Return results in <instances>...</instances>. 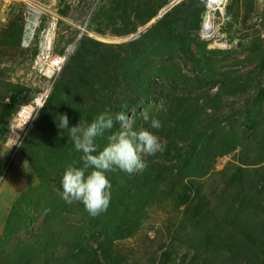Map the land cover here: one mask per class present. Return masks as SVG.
<instances>
[{
	"label": "trees",
	"instance_id": "obj_1",
	"mask_svg": "<svg viewBox=\"0 0 264 264\" xmlns=\"http://www.w3.org/2000/svg\"><path fill=\"white\" fill-rule=\"evenodd\" d=\"M186 2L164 13L137 38L119 45L115 49L119 53L111 51L107 56L106 66L127 84L123 98L111 101L114 107L98 105L83 93L93 88L87 81L90 77L84 74L87 80L81 81V77L69 84L62 74L48 97L44 119L38 122L47 127L53 123L51 114H67L69 125L75 126L80 118L91 122L100 113H111L106 107L114 108L113 116L124 112L134 128L147 129L166 142L165 151L154 156L141 153L147 166L132 175L119 169L106 173L112 186L109 207L91 216L82 203L68 204L63 199L61 178L69 165L80 166L82 153L74 149L67 130L62 135V130L50 126L47 133L51 135L45 134L51 139L50 146L44 140L30 153L36 176L46 187L40 188L37 201L28 194L15 200L10 212L14 224L6 228L8 233L0 244V264H127L121 241L138 234L152 206L167 204L174 209L182 206V216L176 225L169 222L155 230L154 239L149 241L159 248L151 247L141 254L152 261L150 264L164 248L165 239L184 241L192 249L186 264H220V257L224 264H249L251 247L235 236L239 233L259 232L255 243L263 246L264 208L258 196L264 184V110L255 107L256 98L251 93L261 88L263 81L249 75L241 78L230 68L218 69L219 61L212 55L223 51L207 50L206 44L191 38L184 31L188 26L182 25L192 19L199 27L205 3ZM156 12L141 17L139 25L146 24ZM130 31L135 32L136 26L121 33ZM158 36L166 39L158 53L168 56L167 60L150 59L155 52L146 45L157 49ZM80 54L77 50L69 58L64 72L89 60L85 51L77 60ZM176 57L182 59L186 72ZM80 82L82 90L77 88ZM214 85L216 90L210 92ZM93 94L98 95L95 89ZM143 111L158 118L162 127L150 128L142 119ZM118 128L116 122L112 131ZM109 134L97 138L101 149ZM229 154H234L233 161L217 171V159ZM49 186L52 192L47 194ZM70 208L80 223L60 224V212L68 213ZM20 234L24 237L15 240ZM162 255L165 259L159 264L171 260L168 251Z\"/></svg>",
	"mask_w": 264,
	"mask_h": 264
},
{
	"label": "rangeland",
	"instance_id": "obj_2",
	"mask_svg": "<svg viewBox=\"0 0 264 264\" xmlns=\"http://www.w3.org/2000/svg\"><path fill=\"white\" fill-rule=\"evenodd\" d=\"M28 2L51 6L50 0H0V244L3 243L8 233H6V228H11L14 224L10 212L15 200L28 194L37 201L40 188L46 187L41 185L36 176L30 161V153L34 150L36 152L37 147L44 140L48 141V146H50L51 139H48L46 135L51 134L47 132H50V126L57 127L60 117L51 114V117H54L53 123L47 127H41L38 122L44 119L43 110L48 97L52 93L54 85L60 81L62 74L64 82L69 81V84L76 82L81 77V81L87 80L85 76L90 77L91 80L87 81L93 84V88L83 93H86L93 102L97 101L98 105L104 103V105L108 104L110 107H114L111 101L123 98L127 84L116 76L113 69L106 66L107 56L112 54L111 51L119 53V50H115L119 45L137 38L139 33L149 29L164 13L172 11L174 6L176 8L183 2L189 3L190 0H58V9L55 12L57 31L55 32L53 52L60 54L69 45L71 53L54 78L46 101L28 128L22 131L14 119L17 110L28 104L38 92L47 87L44 77L40 76L34 65L37 48L32 46L25 49L20 45ZM53 10H56V6ZM152 11H157L156 15L146 24L139 25L140 18ZM202 16L199 27L195 26L192 19L186 24L183 23V27L188 26V28H184V31H187L191 38L197 37L198 41L205 43L207 50L223 51L212 55L219 61L218 69L230 68L237 71L241 78L249 75L254 76L257 81L262 80L261 88L251 93L256 98V100L253 99L255 107L264 110V0H228L224 9L212 16L209 15V19L211 18L214 22L213 38L207 39L203 36L201 32ZM47 19L49 18L43 15L42 21L45 22ZM133 25L136 26L135 32L121 33ZM187 33L184 32L185 35ZM157 39L155 44L157 49L146 45L147 48L155 52L150 59L167 60L168 56L158 53L163 50L161 45L165 44L166 39H159V36ZM194 48L195 46L192 44L191 49L194 50ZM77 50L81 52L77 60L81 59L84 51L89 60L83 64L78 63V67L73 66L70 72L68 70L64 72L70 63L69 58ZM176 62L180 63L181 70L183 67L182 72H186L182 59L176 57ZM83 67L88 68L78 71ZM97 75H100V79H97ZM146 75L147 73H145ZM152 80L158 83L156 77H153ZM77 88L82 90L83 84L78 83ZM94 89L95 92L97 91V96L93 94ZM215 90L216 85L210 89V92ZM106 108L107 111H111L112 115L114 114V108ZM60 111L66 113V109ZM28 133L31 137H28ZM233 156L234 154H229L217 159L215 169L217 171L223 169L233 161ZM262 188L258 201L264 208V184ZM46 190L47 194L52 192L50 186ZM182 211V206L177 209L169 204L162 208L152 206L148 211V219L138 234L121 241L127 255L126 263H152L151 260L141 255L142 252H146L151 247L159 248L158 245L152 246L149 241L154 239L155 230L169 222L176 225L182 216ZM60 215L62 216L60 224L77 225L80 223L79 216L71 208L68 213L62 211ZM262 217H264V213ZM40 219L41 217L36 223L39 224ZM225 227L227 228L226 225ZM258 233L235 234L238 239L248 245L247 247H251L248 253L249 264H264V244L261 246L262 244L255 243L259 236ZM8 235L12 237L11 232ZM23 237L21 234L16 235L15 240ZM165 251H168L171 258V260L167 259L166 264H186L184 261L190 258L192 249L187 247L184 241L165 239L164 248L158 250V257L153 262L154 264H159L165 259L162 255ZM223 260L224 258L220 257V264H224Z\"/></svg>",
	"mask_w": 264,
	"mask_h": 264
},
{
	"label": "clouds",
	"instance_id": "obj_3",
	"mask_svg": "<svg viewBox=\"0 0 264 264\" xmlns=\"http://www.w3.org/2000/svg\"><path fill=\"white\" fill-rule=\"evenodd\" d=\"M159 107L163 108V105ZM141 115L150 128L159 130L162 127L161 121L150 118L147 111ZM59 117L57 128L62 130V135L67 130L74 149L82 153L80 166L75 163L69 165L61 178L63 199L68 204L74 201L82 203L91 216H97L109 207L112 186L106 173L119 169L132 175L147 166L141 153L154 156L166 149V142L151 131L134 128L124 112L114 116L103 112L91 122L80 118L75 126L69 125L67 114ZM116 122L119 128L112 131ZM106 132L110 133L108 142L101 149L96 141Z\"/></svg>",
	"mask_w": 264,
	"mask_h": 264
},
{
	"label": "built area",
	"instance_id": "obj_4",
	"mask_svg": "<svg viewBox=\"0 0 264 264\" xmlns=\"http://www.w3.org/2000/svg\"><path fill=\"white\" fill-rule=\"evenodd\" d=\"M51 6H43L39 3L28 2L26 4L27 15L24 20V26L21 34L20 45L22 48L29 49L32 46L37 48V55L34 65L41 77H44L46 86L38 92L33 99L26 105L17 110L15 122L20 130H25L30 125L32 119L46 101L50 87L54 78L59 73L64 62L71 53V46H66L60 54L53 52L55 45V32L57 31V19L55 12L57 11V1L50 0ZM205 3V11L208 13L207 20H203L201 32L207 39L213 38L214 22L209 19V15H214L224 9L228 0H203ZM56 6V10L53 8ZM43 15L49 19L42 21ZM207 21V23H206ZM204 26L208 32L204 34ZM213 35V36H212Z\"/></svg>",
	"mask_w": 264,
	"mask_h": 264
},
{
	"label": "water",
	"instance_id": "obj_5",
	"mask_svg": "<svg viewBox=\"0 0 264 264\" xmlns=\"http://www.w3.org/2000/svg\"><path fill=\"white\" fill-rule=\"evenodd\" d=\"M207 18H208V13L205 11L204 13H203V20H207ZM138 36V35H137ZM136 37V36H135ZM134 37V38H135Z\"/></svg>",
	"mask_w": 264,
	"mask_h": 264
},
{
	"label": "bare ground",
	"instance_id": "obj_6",
	"mask_svg": "<svg viewBox=\"0 0 264 264\" xmlns=\"http://www.w3.org/2000/svg\"><path fill=\"white\" fill-rule=\"evenodd\" d=\"M206 23H207V21H206ZM207 29H208V28L204 26V32H205V35H206V32H208Z\"/></svg>",
	"mask_w": 264,
	"mask_h": 264
}]
</instances>
